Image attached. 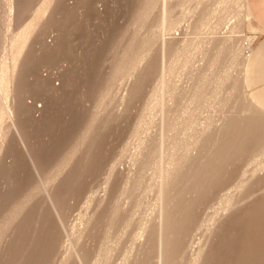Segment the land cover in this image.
<instances>
[{
    "label": "bare ground",
    "instance_id": "1",
    "mask_svg": "<svg viewBox=\"0 0 264 264\" xmlns=\"http://www.w3.org/2000/svg\"><path fill=\"white\" fill-rule=\"evenodd\" d=\"M27 2L32 5L26 9L28 18L22 20L23 4ZM60 2L61 0H1V26H5L7 31L3 33L0 28V264H21L22 260L31 258L36 250L46 251L49 248L50 236L46 228L51 223L46 226L45 215L65 235L63 251L57 264H85L84 241L97 228L101 229L102 234L90 264H111L117 246L127 234L130 235L131 245L123 254L124 264H180L182 260H186V264H264V203H259L253 210L256 218L252 227L256 238L254 245L249 244L248 250L241 251L240 254L234 253L227 260L226 249L224 252L219 250V256L224 257L222 254L226 253L225 260L222 259L224 261L216 254L218 233L228 217L240 212L244 208L242 205L255 195V192H250L255 183L260 184L259 191L263 194L261 197L264 196V115L243 100L246 96L248 99L243 76L246 60L251 53L250 51L248 55H244V47L249 46L251 40L244 38L247 43H242V36H236L244 30L245 22L250 24L251 21L245 0H143L127 21L118 47L109 57L104 85L100 87L93 104L90 107L85 105L88 114L84 125L80 129L77 126L79 130L75 138L69 142L68 137V142H63L56 152L48 155V152L46 154L39 151L33 132L39 123L51 120L53 112L50 103L63 92L65 79L62 78L63 73L51 72L47 62L40 64L36 62L37 59L35 61L32 58L34 55L40 56L42 49L54 51L59 45L63 33L57 28L44 29V23L58 9ZM68 8V12L75 13L79 19L88 17V0H69ZM95 11L103 15L105 5L98 3ZM184 23L187 25H184L181 32ZM154 57L158 58V72L151 89L146 93L143 113L137 123L136 149L131 155L133 168L123 176V185L121 184L120 194L114 203L108 201L107 195L114 166L106 171L108 175L104 178V196L99 200L95 198V206L83 215L80 226L75 231L68 232L64 228L65 222L63 225L56 190L76 168L85 169L99 159L103 153L100 140L106 130V119L109 118L107 113L113 119L119 113L115 110L108 112L115 100L114 88L117 82H125L128 86L127 93L118 99L120 106H127L135 97L132 88L137 84L142 71L148 68L149 58ZM65 63L62 61L60 66L63 70L67 69ZM184 77L187 81L183 84L181 80ZM39 85H44L43 88L40 86L41 90L36 89ZM80 100L82 98L78 102ZM71 111L63 113L64 116H68ZM71 113L73 116V112ZM77 117L79 120V116ZM70 120L68 124H71ZM147 121H156L157 131L154 134L144 129ZM110 130L109 127L108 131ZM113 133L115 134L114 130ZM48 140L49 143L53 141ZM240 159L246 160L248 168H241L243 171L235 181L232 192L222 196L217 208L198 224L195 230H200L202 237L196 239L197 236L188 234L187 228L194 220L192 216L197 202L224 179ZM21 160L31 175V181H28L29 177L25 181H15V175L14 178L9 176L11 179L6 176V172L12 175L10 172L19 162L22 164ZM20 172L17 174L20 175ZM19 182H23L24 189L13 190L12 187ZM147 199L152 212L141 217L135 224L138 209L147 203ZM76 202L79 203L78 200ZM243 214L242 212L241 215ZM28 218L31 219L30 223ZM239 218L236 220L235 217V220H244ZM233 223L236 224L235 221ZM233 229L232 231L236 230ZM186 232L190 237L188 236L186 245L180 250L181 237ZM227 233L225 236H228ZM249 236L252 237V234ZM40 237L42 242L38 246L35 243ZM43 253L48 257L51 252L47 253L48 256L46 252ZM39 255L42 259L43 254Z\"/></svg>",
    "mask_w": 264,
    "mask_h": 264
},
{
    "label": "rangeland",
    "instance_id": "2",
    "mask_svg": "<svg viewBox=\"0 0 264 264\" xmlns=\"http://www.w3.org/2000/svg\"><path fill=\"white\" fill-rule=\"evenodd\" d=\"M29 1H31V0H29ZM142 1L143 0H88V9H87V14H86V16H88V17L87 18L85 17V19L84 18L83 19H79L78 16L75 13L68 12L69 11V8H68V6H69V0H61L60 4L58 6V9L56 11H54L53 14L50 15V17H49V19H47V21H45V23H44V29H50V28H54L55 29V28H57V29H59L60 32L63 33V35L61 34V39H60V41L58 43L59 45H57L54 48V51H43L44 49H42L41 50L42 52L40 53V56L37 55L38 56L37 57V56H35L33 54L34 55V58H32V59L35 60V61L37 59L36 62H39L40 64L44 63L43 61H45V63L47 62L49 64V66L51 67V72H55V73H59L60 72V73H63L62 75L64 77H62V78L65 79V87L63 89V92L59 96L53 98L52 101H51V103H50V108H51V111L53 112L52 113V116H51V120H44V121H42L41 123H39V125H37V127H35V129L36 128L37 129L36 130L34 129V132H33L34 133V137L38 141V144H39L38 145V149H39L40 152L46 153V154L49 153L48 155L53 154L54 153L53 151L56 152L57 147H59V145L63 144V142L64 143H66V141L68 142V137H69V142H70V139L72 140L73 137L75 138V136L78 134V130L84 125L85 120L87 118L86 117L87 114H88V108H87V106L90 107V105L93 104V102H94V100L96 98V95H97L100 87H102L104 85L105 81H106V78H107L106 71H107V65H108V62H109V59H110L109 57L113 53L114 49H116L118 47V41L120 39V35L123 32V30L125 29V25H126L127 21L130 19V17L132 16V14L136 11V9L139 7V5H140V3ZM98 3H103L105 5L106 11H105V13L103 15H99L95 11V7H96V5ZM248 3L250 5V7H251V10H252L253 15L255 16V20L252 21V24L256 28V31L251 30L250 29L249 22L246 21L245 22V25H244V28H243L244 30H242V32L236 34L237 37L242 36V40H241L242 43H247V41L243 40L244 38L245 39L250 38V40H251L250 45L244 47V55L245 54L248 55L250 51H252L253 49H255L256 47H258L259 45H261L264 42V0H248ZM0 5H1V0H0ZM31 5H32V3H28V2L25 3V4H23V6H24V12H23L24 17H23L22 20H26L28 18L29 13L26 12V9H29L31 7ZM1 11H2V7L0 6V28L3 30L2 32L5 33L7 31V29L5 28V26L4 27L1 26V21L3 20ZM59 24H62V25H59ZM185 24L186 23L183 24V26L181 27V30L184 29L185 26L187 25V24L186 25ZM76 26H77L78 29L76 28ZM67 27H68V29H67ZM79 28H81V29H79ZM83 28H84V30H83ZM224 29L225 28H223L222 32L224 31ZM64 31L66 33H64ZM77 31L78 32L79 31L80 32L82 31V32L80 34V32L78 33ZM94 31H95V33H94ZM87 32H88V34H87ZM181 32H183V30ZM73 33L76 36L78 35L77 38H76V36ZM79 34H80V36H79ZM82 36H85V37H82ZM71 37H72V39H71ZM88 37H89V39H88ZM74 38L76 40H74ZM79 38H81V40ZM239 39H241V38H239ZM81 44H83V47H82ZM86 44H87V46H86ZM84 47H86V48H84ZM56 48H58V49H56ZM73 53H75V54H73ZM80 54H81V56H80ZM41 58H42V60H41ZM57 58H58V60H57ZM74 58H76V59H74ZM39 59H40V61H39ZM50 60H51V62H50ZM62 61H65L67 63V69H65V70H63L62 68H60V66L62 64ZM39 63H37V64L39 65ZM66 63H65V65H66ZM51 65H53V67ZM157 72H158V58H156V57L149 58V66H148V68H146L145 70L142 71V73L139 76V79H138L137 84L132 88L133 89V92L135 94L134 100L129 105H127V106L126 105L120 106L119 103H118V99L122 95H124V94L127 93L128 86H126V83L125 82H121V83H120V81L117 82V85L114 88L115 100L113 101L112 105H110V107L108 109V112L109 111H112V110H115V112L116 111L117 112L119 111V113L117 114L116 117H114V119L109 115V113H107V117H109V118L106 119V122H107V125H106V128H105L106 130H104V132H103V134L101 136L103 140L102 139L100 140L101 141V145H102V149H103L102 150L103 153H101V156L99 157V159L97 161H95V162H92L89 167H87L85 169L82 168V170H81V167L80 168L79 167L76 168L77 169V170L75 169L76 173L74 171L72 174H70V176H68V178H66L63 181L64 183L62 182V184L58 187L59 190L58 189L56 190L57 191V194L59 196V199H60V208L62 209L61 210V214H62V219H63V225H65V223H66V225L64 226V228L66 229V231H68V232L75 231L80 226V224L82 222L83 215L86 212L91 211L92 208L95 206L97 200H99L102 196H104V194H105L104 193V188H105V184H104L105 181L104 180L106 179L105 177H107V175H108L107 174L108 172H106V171H109V169L112 166H114V167H113L112 176H111L112 177L111 178V185H110L109 191H107V195L109 197L108 198V201L110 203H114L117 200V198H118V196L120 194L122 185H123V181H124L123 176H126L129 173V171L133 168V161H132L131 155L133 154V152L136 149V141H135V138H136V127H137V123H138V120H139L141 114L143 113V107H144L143 105H144V99H145L146 93L151 89V86L154 83V80H155V77L157 75ZM68 74H70V75H68ZM54 78L56 79V76ZM243 80H244V76H243ZM186 81H187V78L186 77L182 78V80H181V82H183V84ZM118 83H120V85ZM40 86L43 88L44 85L36 86V89L41 90V87ZM119 91H120V93H119ZM117 93H119V94H117ZM73 94H75V95H73ZM245 94H247V93H245ZM61 96L62 97L64 96V97L62 98ZM68 96H69V98H68ZM71 96H73V98ZM79 98L80 99L82 98V100H80L78 102ZM83 98H84V100H83ZM243 98H244L243 99L244 102L247 105H249V104H250L249 106L253 105L255 108H257L264 115V110H262L257 105H255L250 100L249 97H248V99H247V96H246V99H245V97H243ZM74 100H75V102H74ZM70 101H71V103H70ZM86 101H88L87 104H86ZM75 103H77V106L75 105ZM85 105H87L86 108H85ZM63 107H65V108H63ZM66 108L67 109L69 108V110H66ZM120 108H121V110H120ZM55 109H59V110H55ZM62 109L64 111H62ZM55 111H56V113H54ZM66 111L73 112V116H72V113L71 112H68V114H67L68 116H64L66 114L65 113ZM60 112H61V114H60ZM131 112H133V113H131ZM63 113H65V114H63ZM85 113H86V115H85ZM79 114H81V115L83 114L82 115V118H81V115H79ZM76 116H79V120L81 122L78 120V117L76 118ZM66 117H68V118L66 119ZM70 117H72V118H70ZM119 117H121V118H119ZM60 118L61 119L63 118V119L62 120H59ZM70 119H73V121L70 120ZM83 119H84V121H83ZM64 120H65V122H64ZM69 120L71 121V124L75 123L76 125L68 124V123H70ZM57 122H59L58 125H57ZM112 122H114V123H112ZM115 123H118V124L115 125ZM60 124H63V125H60ZM51 126H52V128H51ZM61 126H64V127L60 128ZM67 126L69 128H71V129H69V128L67 129L66 128ZM74 126H76V127H74ZM77 126H78V128L80 126L81 127L78 129ZM109 127L111 128V130L112 129L114 130L115 134L113 133V130H112V132H111V130H110V132L108 131L109 130ZM44 128H46V129H44ZM144 129H147L148 132L150 131L149 132L150 134H154L157 131L156 121H147V123L144 126ZM44 130H45V133H44ZM47 130L51 133L50 135H49V132ZM63 130H65V131H63ZM41 131L43 132V135L45 134L46 136H43ZM66 132H67V134H64ZM108 132H109V134H108ZM110 134H112V135H110ZM52 135H54V136H52ZM109 135L112 136V138ZM53 137H54V139H52ZM104 137H105V139H104ZM107 137H108V139H107ZM47 138L50 139V141L51 140H53V141L51 143H49V140ZM118 138H120V140H118ZM112 139H114V140H112ZM115 139H116L117 142L115 141ZM43 141H44V144H43ZM58 141H59V143L60 142L61 143L60 144L57 143ZM112 141H114L116 145ZM119 143H121V144H119ZM111 144H112V147H111ZM113 144H114V148H113ZM117 145H119V146L117 147ZM45 147H46V149H44ZM48 148L50 150H47ZM111 148H113V149H111ZM53 149H55V150H53ZM41 150H43V151H41ZM110 151H112V152H110ZM104 155L106 156L107 159L105 158ZM103 157H104V159H103ZM125 157H127L129 159H126ZM90 160H92V159H90ZM105 160L108 161L109 163L106 162ZM21 162H22V164L19 162L17 164L18 166L16 165V168L13 167L14 170L12 169V171L10 172V174L12 173V175H9L6 172V176L8 175V177L11 176V178H14V175H15L16 176L15 177L16 178L15 181H18V180H24L25 181L27 179V177H29L28 178V181H29L31 179V175L28 174L29 172H28L27 168L25 167V163L22 160H21ZM21 167H23V168H21ZM241 168H243V170H245V169L248 168V165L246 163V160H244V159H240V160L236 161L235 164L231 167L229 174L224 179H222L219 183H217L210 190V192L208 191L203 196L204 198L202 197L197 202V205H196V208H195L196 211L194 210L193 216H192V218H194V220H192V224L190 223V226L187 228L188 234H190L191 236L194 235L195 237L197 236L196 239H200L202 237V235H201L202 232L200 230L199 231L195 230L196 227L202 221V219H205L208 216L207 214L210 215L215 210V208H217L218 202H219V200H220V198L222 196H224L225 194H228V193L232 192L235 181L239 177L240 173L243 171ZM21 169H23V170H21ZM115 169H116V171H115ZM15 170H16V173H15ZM19 170L22 171V172H20ZM84 170H85V173H84ZM90 170H91L92 173L90 172ZM239 170H241V171H239ZM19 172L21 173L20 174L21 176L19 174H17ZM113 172L114 173L116 172L115 175H114ZM23 173H24V176H22ZM121 177H122V179H121ZM117 178L119 179V181L117 180ZM88 180H90L91 181L90 183H92V184L88 183L89 182ZM19 183H18V185H14L12 187V189L13 190H16L17 189V191L23 190L24 189L23 188L24 186H22V183L23 182H21L20 184ZM68 183H69V185H68ZM71 184H72V186H71ZM100 186H101V188H100ZM113 187H115V188H113ZM259 187H260V184L259 183H255L251 187L250 192H255V195L252 197V199L247 200L248 202H246L244 205H242V206H244V208L242 207V209H240L241 210L240 212L237 211V212L233 213V215L231 214L230 217H228V219L225 221V223H224V225L222 227L223 229H221L220 232L218 233V236H217V239H216V244H217L216 245V254H218L217 257L221 261H224L226 256H228V257H226V260L229 259V257H231L234 253L240 254L243 251L245 252L246 249L248 250L251 245L252 246L254 245L253 242L256 240V238H255V236H254V234L252 232V227H253V225H254V223L256 221V218H255V212H253V210H254L255 206L258 205L259 203H264V196L261 197L263 194H262L261 191H259ZM62 188L64 190L65 189L66 190L64 191V190H62ZM68 189H70V190H68ZM74 189H76L77 191L74 190ZM116 189H117V191H116ZM118 189H119V191H118ZM71 190H72V192H71ZM101 192H103V193H101ZM108 192H110V193H108ZM70 193H72V194H70ZM83 193L85 195H83ZM74 194L77 197H75ZM211 194H213V195H211ZM257 194H259V195H257ZM76 199L79 201V203L76 202L77 201ZM88 200H92L93 202L92 203H89ZM94 201H95V203H94ZM71 203H73L72 205H74V207L71 205ZM200 203H201V205H199ZM144 205H142L138 209V212L139 213L137 212V215H136V218H135V224L137 223L138 220H140L141 217H143L145 215H149L152 212L151 211L152 208H151V205L149 203V199H147V203L144 204ZM209 205H210V207H209ZM37 206L40 207V205H37ZM202 206L205 207V208H202ZM199 209H200V211H199ZM204 211H205V214H204ZM206 211H209V212H206ZM196 212H198V213H196ZM242 212L244 213L243 216L241 215ZM45 214H47V213H45ZM234 214H236L237 216H239L241 219H244V220H241L239 217L235 216ZM246 214H250V215H246ZM137 216H139V217H137ZM249 216H251V217L254 216L252 219L255 218V220H252L251 217H249ZM44 217L47 219L46 226L49 224V222L51 223L50 225L47 226V228L49 230L46 228V230L49 231V236H50V241H49L50 242V245H49V248L47 250H49L48 252L49 253L51 252V253L49 254L47 252V250L46 251H40V250H38V251H40L39 253L41 255L42 254L43 255L45 254L43 252H46V256H48V254H49V256H48L49 259H46L48 257H45V255L44 256L42 255L41 256L42 259H40L39 258L40 255H39L38 251L36 250L35 253L33 252L34 254H31L32 255L31 258L22 260L23 262H20L21 264H24V263L25 264H38V263L39 264H44V263L45 264H48V263L49 264H55V263L57 264V262H58V260L60 258L59 256L61 255V252L63 251V247L62 246H63L64 241H65V237H64L65 235L61 231L60 227L57 226L52 219H49L47 217V215H45ZM198 217H199V220H198ZM235 217H236V220L239 218L241 220V222L236 221L235 220ZM195 218H197V220H195ZM229 218H230V220H229ZM231 218L233 220H231ZM31 219H29V218L27 219L29 223L31 222ZM233 221H235L236 224L233 223ZM243 221L244 222L245 221L246 222L248 221V222L246 224H244ZM29 223H28V225H29ZM229 223L231 224V226H230ZM237 223H240V225L237 224ZM225 225H227L228 227L227 226L225 227ZM49 226H50V228H49ZM235 226H237V228H234ZM226 228H229V230L226 229ZM233 228L236 229V230H234ZM97 229L94 230L93 233L91 232L89 234V237L90 238L88 237V239L84 241L85 243L83 245V248H85L84 249V253L86 255L85 256V259H86V263L85 264H90L91 263V259H92L93 255H94V252L97 249V245H98L99 240L101 238L102 231H101V229H98V230ZM232 229L234 231H232ZM53 230H54V232H53ZM226 230H227L228 233L226 232ZM95 232H96V234H95ZM52 233H54L53 234L54 236L52 235ZM192 233H194V234H192ZM226 233H227L228 236H225ZM186 234H187V232L185 233V236L183 234V236H182L183 238L181 237L182 242H181V245H180V247H181L180 250H182V248H184V246L186 245V242H187L188 238L190 237V235H188V234L186 235ZM229 234L231 236H229ZM249 234L250 235L252 234V237L249 236ZM236 235H237V237H235ZM52 236H53V238H52ZM248 236H249V238H248ZM124 237L125 238H123L121 240V242L119 243V245L117 246V248H116V250H115V252L113 254L114 257L111 260L112 261L111 264H124L123 254L129 248V246L131 245L130 235L128 236V234H127V236H124ZM225 237L227 239H224ZM229 238L231 239V241H230ZM223 239H224V241H223ZM38 240H37L38 242H36L35 244H37L39 246V244H41V242H42L41 241L42 240L41 237ZM219 240H220V242H219ZM52 241H54V242H52ZM88 242H89L90 245H88ZM234 243H236V244H234ZM86 244L88 246H90V247H88ZM233 244H234V246H233L234 248L232 247ZM249 244H250V246H249ZM244 245H246L248 248L246 246H244ZM93 246H94V250H93ZM238 247H240V249ZM244 247H245V250H244ZM87 248H88V250H87ZM224 249H226L225 252L227 253V255L225 253V254H222L224 257L219 256V255H221V253H220L221 251L224 252L223 251ZM219 250H221V251H219ZM19 252H21V251H19ZM230 252H231V254H230ZM118 255H120V256H118ZM117 257H118V260H116ZM33 259H34V261H33ZM222 259H224V260H222ZM46 261H49V262H46ZM88 261H89V263H88ZM114 261L116 263H114ZM182 261L180 262V264H186V260H182Z\"/></svg>",
    "mask_w": 264,
    "mask_h": 264
},
{
    "label": "crops",
    "instance_id": "3",
    "mask_svg": "<svg viewBox=\"0 0 264 264\" xmlns=\"http://www.w3.org/2000/svg\"><path fill=\"white\" fill-rule=\"evenodd\" d=\"M249 15L251 16L250 29L256 31L252 21V13L248 0H245ZM244 86L250 100L264 110V42L253 49L249 54L244 68Z\"/></svg>",
    "mask_w": 264,
    "mask_h": 264
}]
</instances>
